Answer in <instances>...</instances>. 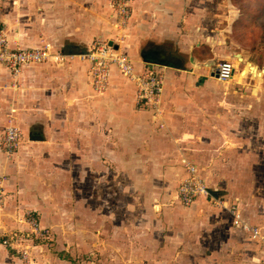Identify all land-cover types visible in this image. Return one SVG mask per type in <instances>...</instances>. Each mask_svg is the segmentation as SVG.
I'll return each instance as SVG.
<instances>
[{
	"label": "crops",
	"instance_id": "crops-1",
	"mask_svg": "<svg viewBox=\"0 0 264 264\" xmlns=\"http://www.w3.org/2000/svg\"><path fill=\"white\" fill-rule=\"evenodd\" d=\"M109 3L0 0V23L11 48L48 44L64 51L62 62L28 63L17 75L0 64V264H23L17 248L24 245L2 243L14 229H29L16 218L23 212H32L54 234L52 245L30 239L32 264H260L264 215L244 205L246 199L219 203L236 204L232 207L243 222L258 230L260 237L253 239L251 231L237 226L246 240L242 243L219 209L208 205L211 201L199 197L184 205L176 190L184 173L181 158L194 162L205 178L198 162L216 146L218 134L211 133L216 126H209L212 114L203 102L223 82L213 69L215 60L223 59L227 43H240L227 30L208 34L192 27L194 18L206 17L205 0H133L121 49L137 71L152 67L162 74L156 112L137 104L134 83L116 68L97 92L88 62L77 56L94 40H116ZM248 78L254 79L250 73L241 82H225L246 86ZM9 124L20 131L11 152L2 145ZM196 147L199 151L191 152ZM126 194L155 209V219L140 222L150 231L137 234L139 245L129 240L125 249L118 244L126 236L110 240L107 228L124 233L126 223L115 219L111 225L110 211L122 204H112L113 198ZM167 198L179 202L173 207ZM227 214L233 219L232 212ZM224 242L230 251L220 249Z\"/></svg>",
	"mask_w": 264,
	"mask_h": 264
},
{
	"label": "rangeland",
	"instance_id": "rangeland-1",
	"mask_svg": "<svg viewBox=\"0 0 264 264\" xmlns=\"http://www.w3.org/2000/svg\"><path fill=\"white\" fill-rule=\"evenodd\" d=\"M235 2L236 4H242L244 0H235ZM203 12H205L206 17L202 18L198 16V18H194L192 20L193 28H204L208 34H213L215 30H219L220 32L227 30L226 32L240 43L239 45L230 47L226 42L228 46L226 48L227 52H224V57H220L223 59L215 60L216 64L213 66V69L216 68L218 63L225 60L226 56H229L231 61L237 66L236 73L240 72L246 62L255 64L262 72V81L259 85L255 84V80L251 78H248L246 86L238 85L235 82H219V87L203 102L209 114H212L209 126L211 129H214L212 125L216 126L211 133L218 134L214 137L216 139L214 141L216 142V146L213 144L208 148L207 157L198 162L203 175L209 182L208 186L211 189L212 195L218 199L214 198L215 201H211L208 205L219 209L224 219H226V225L230 228V233H235L242 243H244L246 242L243 239L244 234L235 230L237 226L235 227L233 219L230 220L227 214L228 211L231 214L232 206H236V204L226 203L227 207H223L219 203L229 199L234 200L235 197L243 200L246 199V201H243L244 205H248V207L252 205L255 211L264 215V45L261 46L259 42H256L254 45L249 42L246 43L247 39L239 35L234 36L236 34L233 35L231 32L233 28L232 24L239 16V10L232 0H205L202 14ZM114 28L117 31V28ZM126 28L122 30L119 36L117 34L115 35L120 46L124 44L127 35ZM224 36L226 37L225 33ZM238 53L243 56L242 61L239 60ZM248 74L250 76V73ZM245 78L242 81L244 83ZM254 86L257 87L256 91L253 89ZM219 136H221L220 140L218 138ZM199 149V147L191 148V152H198ZM49 174L51 183H53L52 169L49 170ZM165 182L164 187L166 189L170 184H168L167 179ZM168 198L166 202L173 207L179 202L176 198H170V201ZM162 200L163 196L160 195L158 201ZM117 202L122 204L119 205V209L110 211V220H112L110 224L113 225V221L118 219L126 223V228L124 233L117 232L116 227L111 226L107 228L110 232L109 239L116 240V236L118 235L123 238L126 236L125 242L121 239L124 242L123 244L119 242L118 245L120 248L126 249L127 246L125 243L130 244L131 242L137 246L139 245V237L137 234L146 232V230L150 231L149 228H141L138 225L140 222L144 224L146 221L152 222L155 219V209L151 210L149 208V210L141 202L137 204V200L129 194H126L125 197L124 195H121L119 198L114 197L112 204H116ZM134 202L136 204L135 208L128 206L129 209L125 207V204ZM154 202L155 200L152 198L151 203L148 201V204L152 205ZM19 214H16V218H19L20 222H24V219H30L33 216L32 212ZM162 216L161 214L160 219L166 218V215L165 217ZM28 228L27 231L22 232L19 229H14L12 231L13 233H8V236L3 238H23L19 242L24 245L30 243V239L36 241V243L40 242L50 245L54 243V234L50 231V228L40 226L41 229L35 232H32L29 226ZM225 244L227 242H224L220 246V249L230 251L231 245L227 247ZM94 261L97 262V260ZM125 261L126 263L129 262L127 260Z\"/></svg>",
	"mask_w": 264,
	"mask_h": 264
},
{
	"label": "built area",
	"instance_id": "built-area-1",
	"mask_svg": "<svg viewBox=\"0 0 264 264\" xmlns=\"http://www.w3.org/2000/svg\"><path fill=\"white\" fill-rule=\"evenodd\" d=\"M133 0H110L109 6L115 16L114 27L117 28V36H119L124 28L130 22L131 3ZM82 61L88 62L90 68L91 84L97 92H102L108 83L111 68H116L123 76L134 83L136 87L137 104H146L156 112L160 110V100L163 89L162 74L157 72L155 68L146 67L142 71H137L134 64L122 51L117 39L110 44L107 40H95L83 52L77 54ZM64 58L63 49L53 50V48L45 44L41 47L28 49H13L9 45L7 32L5 27L0 23V64H4L13 75H17L20 69L28 63L51 60L53 62H62ZM235 70V64L226 59L222 60L216 66V76L220 81H227ZM19 129L9 124L4 129L2 140L3 148L11 152L19 142ZM181 165L184 173L179 180L177 186V196L179 201L184 205H190L197 198L204 197L209 201H215L211 189L205 178L199 172L197 165L186 158H181ZM217 199V198H216ZM218 200V199H217ZM2 201L0 191V203ZM233 224L244 230L252 232V238L259 236L256 228H251L241 219L240 213L233 208ZM28 213V212H26ZM24 222L30 225L32 232L40 230L38 221L32 216L30 219H24ZM43 229V228H42ZM16 236V235H15ZM264 237H262L263 239ZM261 239V238H260ZM20 238L15 237L4 239L2 241L6 246H19ZM24 245V244H22ZM16 246V247H17ZM20 258L23 264H32L30 250L27 245L19 246ZM260 264H264V256L260 260Z\"/></svg>",
	"mask_w": 264,
	"mask_h": 264
},
{
	"label": "trees",
	"instance_id": "trees-1",
	"mask_svg": "<svg viewBox=\"0 0 264 264\" xmlns=\"http://www.w3.org/2000/svg\"><path fill=\"white\" fill-rule=\"evenodd\" d=\"M232 1L239 10V16L232 24L233 35L247 39L244 40L246 43L264 45V0H244L242 4Z\"/></svg>",
	"mask_w": 264,
	"mask_h": 264
},
{
	"label": "bare ground",
	"instance_id": "bare-ground-1",
	"mask_svg": "<svg viewBox=\"0 0 264 264\" xmlns=\"http://www.w3.org/2000/svg\"><path fill=\"white\" fill-rule=\"evenodd\" d=\"M238 58L240 61L243 60V56L241 54H237ZM236 69L234 70L233 74L231 75L230 79L233 78V79H236L237 81H241L243 76L248 74V73H251L252 77L255 79L256 82H260L261 81V75H262V72L260 71V69L253 63H250V62H246L243 67L241 68L240 72L239 73H236L235 72ZM258 84V83H257ZM254 90L256 91L257 88H254Z\"/></svg>",
	"mask_w": 264,
	"mask_h": 264
},
{
	"label": "water",
	"instance_id": "water-1",
	"mask_svg": "<svg viewBox=\"0 0 264 264\" xmlns=\"http://www.w3.org/2000/svg\"><path fill=\"white\" fill-rule=\"evenodd\" d=\"M110 44H113V42H110Z\"/></svg>",
	"mask_w": 264,
	"mask_h": 264
}]
</instances>
